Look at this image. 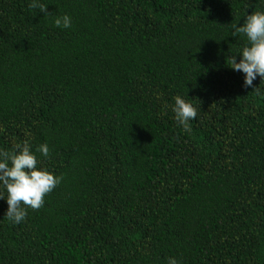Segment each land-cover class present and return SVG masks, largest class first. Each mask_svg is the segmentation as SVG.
I'll return each mask as SVG.
<instances>
[{
	"label": "trees",
	"instance_id": "obj_1",
	"mask_svg": "<svg viewBox=\"0 0 264 264\" xmlns=\"http://www.w3.org/2000/svg\"><path fill=\"white\" fill-rule=\"evenodd\" d=\"M42 2L0 0V147L62 179L18 224L0 199V264H264V81L226 64L264 0Z\"/></svg>",
	"mask_w": 264,
	"mask_h": 264
},
{
	"label": "clouds",
	"instance_id": "obj_2",
	"mask_svg": "<svg viewBox=\"0 0 264 264\" xmlns=\"http://www.w3.org/2000/svg\"><path fill=\"white\" fill-rule=\"evenodd\" d=\"M29 9L39 10L49 15L46 4L42 0H28ZM53 24L68 28L71 18L67 13L55 16ZM242 35V45L231 55L226 63L233 71L243 74L242 86H252L259 76L264 81V10H254L244 15L242 23L232 25V35ZM239 54L237 59L236 54ZM171 111L174 120L188 131L189 121L197 116L196 106L181 95L172 97ZM37 153L47 158L49 147L40 143L32 147L31 137L25 133V138H11L10 146L0 147V199L5 200L6 209L3 216L12 224H18L26 218L28 208L38 209L44 203V196L61 182V175L39 163ZM166 264H181L174 256L166 259Z\"/></svg>",
	"mask_w": 264,
	"mask_h": 264
}]
</instances>
